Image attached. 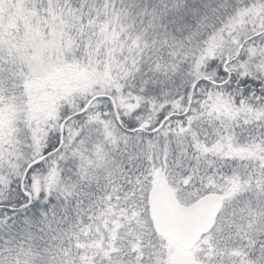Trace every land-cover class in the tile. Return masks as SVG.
I'll list each match as a JSON object with an SVG mask.
<instances>
[{"label": "snow or ice", "instance_id": "obj_1", "mask_svg": "<svg viewBox=\"0 0 264 264\" xmlns=\"http://www.w3.org/2000/svg\"><path fill=\"white\" fill-rule=\"evenodd\" d=\"M0 264H264V0H0Z\"/></svg>", "mask_w": 264, "mask_h": 264}]
</instances>
